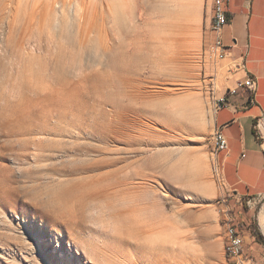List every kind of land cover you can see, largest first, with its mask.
I'll return each instance as SVG.
<instances>
[{"label":"rangeland","instance_id":"374dc122","mask_svg":"<svg viewBox=\"0 0 264 264\" xmlns=\"http://www.w3.org/2000/svg\"><path fill=\"white\" fill-rule=\"evenodd\" d=\"M206 2L0 0V264H154L158 237L159 264H264V196L216 170Z\"/></svg>","mask_w":264,"mask_h":264},{"label":"crops","instance_id":"0c3cea01","mask_svg":"<svg viewBox=\"0 0 264 264\" xmlns=\"http://www.w3.org/2000/svg\"><path fill=\"white\" fill-rule=\"evenodd\" d=\"M210 13L211 0H207L204 14L212 34L209 50L218 60L217 67L208 64L219 84L214 127L221 129L227 139V149L215 153L216 166L222 172L223 185L238 196H264V136L257 130L264 116V86L258 88V81H264V0L230 3V20L222 27V47L218 49L213 48ZM223 43L228 46L225 57ZM247 77L254 81L253 90L243 84Z\"/></svg>","mask_w":264,"mask_h":264},{"label":"bare ground","instance_id":"6f19581e","mask_svg":"<svg viewBox=\"0 0 264 264\" xmlns=\"http://www.w3.org/2000/svg\"><path fill=\"white\" fill-rule=\"evenodd\" d=\"M228 12H229L228 0H211L210 30L212 31L213 36H214V38H213V48L214 49H218V48L222 47L221 30H222L223 25L225 24V18H227ZM218 57L222 58L223 57V53H218ZM217 129H219V128L213 127L212 138L216 137ZM259 131H260V133L261 132L264 133V119H262L260 121V123H259ZM214 149H215V153H216L217 150H219V148H214ZM216 170L218 171L217 166H216ZM218 177L220 178V176H218ZM219 183H221V182H219ZM258 218H259V222H260L261 227H262L263 226V211L262 210L259 211ZM225 228H226V224L224 226V232H225V237L224 238H225L226 242L225 241L224 242H225V249L228 252L229 249H232L231 233H226V229ZM150 243H152V240L150 241ZM161 247H162V244H161V241H160V239L158 237V239L155 240V242L153 243V246L147 247V248H143V251L152 252L155 255L153 263L154 264H159L161 262V258H160V255H159V253L161 251ZM55 250H56V248L53 251H55ZM59 251L62 253V249L61 248H59ZM143 253H145V252H143ZM93 261H94L95 264H100L99 263V258H97V257H94ZM59 262L62 263V260H59Z\"/></svg>","mask_w":264,"mask_h":264},{"label":"built area","instance_id":"2783aa9c","mask_svg":"<svg viewBox=\"0 0 264 264\" xmlns=\"http://www.w3.org/2000/svg\"><path fill=\"white\" fill-rule=\"evenodd\" d=\"M233 0H228V7L230 8V3ZM244 2H250L251 0H242ZM232 16V12H231ZM230 18H225V24L228 23ZM224 47V57L228 54V46L223 43ZM222 57V58H224ZM247 89L253 90L254 89V81L251 77H247L244 80L243 83ZM235 89L231 90V93H234ZM264 119V116L261 118V120ZM260 120V121H261ZM259 124V123H258ZM258 132L259 128L257 125ZM212 143L214 148H219L220 149H227V139L222 133L221 129H217L216 137L212 138ZM226 233H231V242H232V249H229L228 251V258L231 260L239 259L242 256L243 248L245 246V233L239 228V226L234 223L233 221H228L226 222Z\"/></svg>","mask_w":264,"mask_h":264},{"label":"trees","instance_id":"16d2710c","mask_svg":"<svg viewBox=\"0 0 264 264\" xmlns=\"http://www.w3.org/2000/svg\"><path fill=\"white\" fill-rule=\"evenodd\" d=\"M240 87H237L235 89V92L239 89ZM258 240H259V243L263 244L264 245V237L261 235V233H259V235L257 236Z\"/></svg>","mask_w":264,"mask_h":264}]
</instances>
